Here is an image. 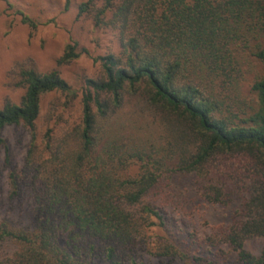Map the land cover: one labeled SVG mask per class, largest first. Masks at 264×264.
I'll return each instance as SVG.
<instances>
[{"label": "trees", "instance_id": "16d2710c", "mask_svg": "<svg viewBox=\"0 0 264 264\" xmlns=\"http://www.w3.org/2000/svg\"><path fill=\"white\" fill-rule=\"evenodd\" d=\"M4 1L7 10L14 9ZM70 1L65 0L66 10ZM94 7V0L82 2L77 17ZM15 13L36 30L35 20ZM95 23L117 30L122 54L94 58L103 75L86 80L78 127L58 141L47 134L38 151L42 97L55 91L74 95L57 68L20 67L24 95L19 103L7 99L0 107V150L6 127L22 125L31 133L23 168L9 173V201L19 202L27 192L33 203L31 228L0 221V252L7 240L19 247L1 264H142L145 253L184 256L176 236L198 237L168 207L180 209L184 202L172 183L179 173H195L198 192L208 202L237 204L232 222L213 229L203 246L227 245L238 264H264V246L259 256L245 248L248 238L264 239V78L252 84L259 108L239 123L221 116L219 91L220 81L225 84L240 71L246 54L264 62V0H105ZM83 54L88 49L72 41L57 63ZM127 95L142 96L176 127L189 130L195 150L181 149L171 167L142 148L124 152L113 142L101 147L100 122L121 108ZM70 136L75 147L66 146ZM133 158L142 161V172L126 177L123 170ZM149 229L158 232L151 248Z\"/></svg>", "mask_w": 264, "mask_h": 264}, {"label": "rangeland", "instance_id": "374dc122", "mask_svg": "<svg viewBox=\"0 0 264 264\" xmlns=\"http://www.w3.org/2000/svg\"><path fill=\"white\" fill-rule=\"evenodd\" d=\"M14 9L7 10V2L0 0V107L7 99L19 103L25 89L18 85L17 70L20 67H35L40 71L57 68L61 76L71 85L74 95L51 92L42 97L41 115L37 121L38 151L43 149L47 134L58 141L66 132H72L81 120V98L86 80L103 75L99 62L94 58L108 54L121 55L122 45L118 32L109 24L97 26L95 14L105 0H94L95 7L89 13L77 17L79 5L88 0H71L65 9V0H8ZM21 10L39 25L32 31L23 24ZM111 13L106 15V21ZM77 41L80 47L88 49L74 61L58 65V58L66 46ZM240 71L229 82L222 84L220 96L224 100L221 116L239 123L259 108V99L252 90L256 78H264V62L246 54L240 60ZM175 125V126H174ZM100 146L115 143L125 152L138 147L155 158H165V163L174 167L179 160L180 150L193 152L195 139L190 138L189 130L178 126L163 113L155 110L142 96H128L124 105L111 112L100 122ZM5 146L0 150V221L6 219L13 228L28 229L32 226L33 203L24 193L19 202L9 201V173L13 168L21 170L31 145V133L22 126H9L3 132ZM68 147H75L77 141L69 137ZM176 156V157H175ZM7 158L10 163H7ZM142 172V161L129 160L123 170L126 177H134ZM198 177L195 173H179L172 176V183L182 194L184 201L180 209L168 205L171 215L180 221L184 228L198 239L185 235L176 236L175 244L184 253L177 257H155L145 253L139 258L142 264H238V256L229 246L210 248L202 241L213 235V229L232 222L237 204L211 203L198 192ZM184 209V210H182ZM182 210V211H181ZM150 248L158 241V232L147 231ZM264 239L259 236L245 240V248L259 256ZM14 241L4 242L0 252V264L18 249Z\"/></svg>", "mask_w": 264, "mask_h": 264}]
</instances>
